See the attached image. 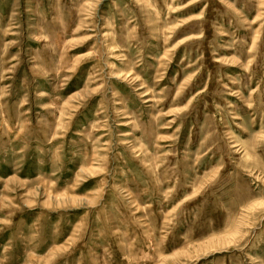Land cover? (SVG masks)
<instances>
[{"label": "rangeland", "instance_id": "rangeland-1", "mask_svg": "<svg viewBox=\"0 0 264 264\" xmlns=\"http://www.w3.org/2000/svg\"><path fill=\"white\" fill-rule=\"evenodd\" d=\"M0 264H264V0H0Z\"/></svg>", "mask_w": 264, "mask_h": 264}]
</instances>
